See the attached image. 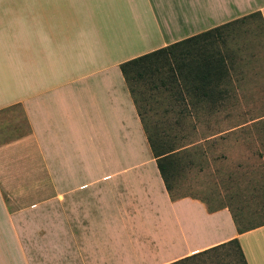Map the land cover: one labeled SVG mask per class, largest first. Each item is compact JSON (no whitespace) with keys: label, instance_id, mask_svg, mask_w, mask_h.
I'll list each match as a JSON object with an SVG mask.
<instances>
[{"label":"crops","instance_id":"obj_1","mask_svg":"<svg viewBox=\"0 0 264 264\" xmlns=\"http://www.w3.org/2000/svg\"><path fill=\"white\" fill-rule=\"evenodd\" d=\"M259 12L264 0H0V264H168L264 224L172 199L121 63ZM18 117V116H17Z\"/></svg>","mask_w":264,"mask_h":264},{"label":"rangeland","instance_id":"obj_2","mask_svg":"<svg viewBox=\"0 0 264 264\" xmlns=\"http://www.w3.org/2000/svg\"><path fill=\"white\" fill-rule=\"evenodd\" d=\"M225 61L216 101L165 85L164 69L130 80L147 134L174 152V192L228 207L241 228L264 222V24L258 15L221 28ZM182 95V97H181ZM185 95V96H184ZM18 116V117H17ZM27 131L19 110L0 112V141ZM182 264H243L234 246Z\"/></svg>","mask_w":264,"mask_h":264},{"label":"trees","instance_id":"obj_3","mask_svg":"<svg viewBox=\"0 0 264 264\" xmlns=\"http://www.w3.org/2000/svg\"><path fill=\"white\" fill-rule=\"evenodd\" d=\"M252 15H258L262 19L259 12H254L121 63V71L126 79L135 103L136 100L129 79L136 80L142 75V73H154L156 71H161L159 70V64L164 69L163 75H165V78L163 81L166 82L165 85L169 86V89H171V86L175 85L178 87L179 85L180 89L178 92H180L182 88L187 92L186 94L190 96H200L207 98L210 101H216L220 94H225V91H227L223 90V92L218 94V87L220 86V83L224 81V76L226 75V65L220 53L212 49V42H210V40H212L213 36L216 35L217 31L221 28L229 26L235 22L242 21ZM216 92L218 96L215 94ZM138 113L140 115L139 110ZM140 117L142 119L141 115ZM147 136L152 152L156 158L157 167L170 197L172 199H176L184 196H192L185 193L174 192V186L172 183V178L175 173V161L173 160L174 152L171 150H161L160 147L155 144L156 142H153L151 136L148 134ZM208 208L211 209L209 206ZM232 215L240 232L256 225L264 224V222H262L248 228H241L233 213ZM228 246H234L242 263L247 264L237 238H233L189 256H185L168 264H182L190 259L198 258L204 254L221 248H226Z\"/></svg>","mask_w":264,"mask_h":264}]
</instances>
